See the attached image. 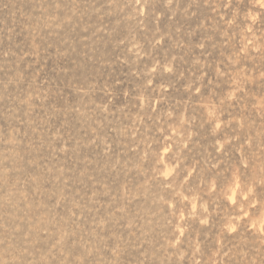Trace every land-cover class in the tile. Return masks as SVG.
<instances>
[{"label":"rangeland","instance_id":"rangeland-1","mask_svg":"<svg viewBox=\"0 0 264 264\" xmlns=\"http://www.w3.org/2000/svg\"><path fill=\"white\" fill-rule=\"evenodd\" d=\"M0 264H264V0H0Z\"/></svg>","mask_w":264,"mask_h":264}]
</instances>
